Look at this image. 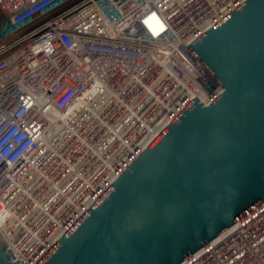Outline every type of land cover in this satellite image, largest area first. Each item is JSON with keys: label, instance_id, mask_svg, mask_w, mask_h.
Masks as SVG:
<instances>
[{"label": "built area", "instance_id": "1", "mask_svg": "<svg viewBox=\"0 0 264 264\" xmlns=\"http://www.w3.org/2000/svg\"><path fill=\"white\" fill-rule=\"evenodd\" d=\"M243 1L0 0V232L14 258L34 264L193 97L207 105L219 95L187 45ZM51 108L85 137L68 144L72 169L47 156L42 115ZM145 129L154 133L140 138ZM128 149L125 167L78 207L81 176L98 183L105 160ZM48 179L72 195L50 213ZM55 221L64 228L54 236ZM177 264H264V200Z\"/></svg>", "mask_w": 264, "mask_h": 264}, {"label": "water", "instance_id": "2", "mask_svg": "<svg viewBox=\"0 0 264 264\" xmlns=\"http://www.w3.org/2000/svg\"><path fill=\"white\" fill-rule=\"evenodd\" d=\"M187 46L219 95L193 97L34 264H177L264 200V0ZM0 264H23L1 232Z\"/></svg>", "mask_w": 264, "mask_h": 264}, {"label": "bare ground", "instance_id": "3", "mask_svg": "<svg viewBox=\"0 0 264 264\" xmlns=\"http://www.w3.org/2000/svg\"><path fill=\"white\" fill-rule=\"evenodd\" d=\"M42 116H44L47 119V121H48L47 127H46V129L44 131L45 132L44 141L46 143H48V147H49V151L47 153V156L52 154V157L49 158V161H52L53 158L62 159V162L68 164L69 169H71V167H72L71 165L72 164L69 163V161L66 159V157H64V156H67L66 153H68L69 149L71 148L70 146L68 147V144H69V142L72 139H75L73 141L76 142L77 140H80V139L82 140L85 137H81V134H77L78 133L77 129H75V130L74 129H70V126H68L67 122H65L64 117L61 116V112H59L58 110H56L54 108L49 109V111L45 112L44 115H42ZM162 118L164 120V117H162ZM66 130L68 132H66ZM143 133H145L144 137L147 134H148L147 136H150V135H152L154 133V130L153 129H149V130L145 129L144 131L141 132L140 138L143 136ZM112 136L121 137V133L119 134V132L113 131L112 132ZM84 144H86V143H84ZM101 144L103 145L104 143H101ZM86 146H87V149L90 148V145H86ZM103 147L104 146H101V150L103 149ZM96 149L97 148H94V150L91 151V153L96 155L97 154ZM131 154H132V151H130L128 149L127 154L125 155V157H121L119 155H116V156H114L112 158L106 159L105 161L110 164V170H109L108 176L101 177V179H100V181L98 183H95V182L93 183L91 181L92 179L89 180L90 178H88L86 176H81V179L83 180L82 181L83 182L82 183V188L86 187V189H85L84 193L81 196L80 203H79L78 207L83 208L85 205H87V203L94 197V195L101 190V189L99 190V185H103L106 180H108L115 173H117L118 171L123 169L125 167L126 162H128L127 159L130 156H132ZM98 156L100 158L104 159L103 158L105 156L104 149L101 151V153ZM112 160H114V161H112ZM35 170H36L35 177L41 175L42 170L39 169V171H38L36 167H35ZM44 176L46 177V175H44ZM73 176L74 177H79L77 174H75ZM48 181L49 182H47V183H50V185L52 184L53 186H55L56 189L53 190V192L50 194L51 196L46 201V203H48V204H46L45 206H42L43 210H45L46 213H50L49 207L52 205L51 203H53V202L54 203L55 202L58 203V200H59L58 197L61 198L64 195L65 200L67 198L70 200L71 196H72V195L71 196H69V195L67 196L66 195L67 193L65 192L66 190L59 189L57 183L53 182L51 179L50 180L48 179ZM31 183H34V181L31 180V178H30V181L22 187L21 191H19L17 193L18 196L23 195L24 192L28 191V189H31V185H32ZM97 190H98V192H97ZM18 196H16V198ZM14 202H15V197H12L10 200L7 201V208L9 210H10V207L13 206ZM53 225H54V227H53L52 230H54V231L51 233V235H54V236L56 234H59L64 228V225L62 224L61 221H58V222L55 221V223ZM10 245L12 246V248L15 251L21 252L20 251L21 248H19L17 246V244L11 243ZM23 252L24 251H22L21 253H23ZM29 252H27V254Z\"/></svg>", "mask_w": 264, "mask_h": 264}, {"label": "rangeland", "instance_id": "4", "mask_svg": "<svg viewBox=\"0 0 264 264\" xmlns=\"http://www.w3.org/2000/svg\"><path fill=\"white\" fill-rule=\"evenodd\" d=\"M72 166V165H71ZM73 167H71V169H72Z\"/></svg>", "mask_w": 264, "mask_h": 264}]
</instances>
